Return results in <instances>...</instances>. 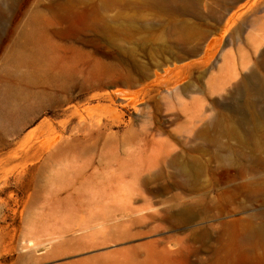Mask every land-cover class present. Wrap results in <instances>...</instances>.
Masks as SVG:
<instances>
[{"label": "rangeland", "instance_id": "obj_1", "mask_svg": "<svg viewBox=\"0 0 264 264\" xmlns=\"http://www.w3.org/2000/svg\"><path fill=\"white\" fill-rule=\"evenodd\" d=\"M254 1L236 4L209 33L196 16H173L142 0H0V84L14 82L29 94L23 119L0 120V264H264V236L240 249L221 225L243 219L237 230H250V220L264 228V189L252 194L251 183L237 192L242 180L219 141L246 153L249 147L215 130L193 139L182 123L194 98L209 108L233 89L221 87L232 58L250 61L234 82L251 70L264 79L257 20L264 12L226 23ZM37 9L67 18L47 27L58 58L71 61L78 49L119 74L87 85L46 63L15 62L22 24ZM184 23L194 28L189 35L179 32ZM186 63L194 65L185 71ZM72 65L88 71L82 62ZM192 83L198 89L183 90ZM176 154L180 163L196 157L198 172L181 174ZM260 173L248 178L264 176V167ZM163 250L168 258L154 259Z\"/></svg>", "mask_w": 264, "mask_h": 264}, {"label": "bare ground", "instance_id": "obj_2", "mask_svg": "<svg viewBox=\"0 0 264 264\" xmlns=\"http://www.w3.org/2000/svg\"><path fill=\"white\" fill-rule=\"evenodd\" d=\"M11 1H16V0H11ZM241 1L242 0H211V3L207 4L205 2V0H142V3L149 5V6H152L154 8H157L161 11L170 13L173 16H180V15H186V14L196 16L200 20L206 22V26L208 27V31H209V33H211L213 30H215L217 28L218 25H221L224 22L226 16L228 14H231L235 5L240 3ZM38 9H40V8H38ZM38 9L32 11L29 14L28 18L26 17L27 20H25V23L22 24V29L20 30L19 39L17 37V39L19 40V45H18V48L16 49V51L13 53L14 54L13 58H14L15 62H18V63H23V62L30 63L31 62L34 65H36V63H46L47 66H49L51 69H57V68L61 69V77L64 76V78L66 77V78H68V80H71L72 78H74V77L77 78L76 76H79V77H82L84 79V82L86 84L88 82H90L91 79H94L98 76L102 77V76L110 75V77H111V75L113 76V75L119 74V72L116 68L102 62L99 59L92 58V56H91L90 61H87V59H89V56L88 55L86 56V54L84 52H82L81 50H78V49H76L74 51V57L71 59V61L61 59V57L58 58L57 54H56V47L50 41V37H49V34L47 32V27L50 25H58V24L64 22L67 18H64V16L57 15V14H54V15L49 17ZM202 10H207L208 12L204 13ZM251 12L255 13V14H258L260 12L261 13L264 12V0H255L253 3H251V5H248L246 11H244L241 14L234 12L232 17L227 19L226 23L227 24L230 23L233 20V18H235L236 16H238V19H242L244 17V15L249 14ZM263 19H264V16L257 18V20L262 21L261 30L263 32H261V33H263V34L260 33V35H258L259 36L258 39H260L258 41H261V43L264 42V21H263ZM257 20H255V21H257ZM208 21H213V22H215V24L207 23ZM14 31H15V29H14ZM192 31H194V28L191 27L189 24L184 23L179 27V32L183 35H189ZM7 39L9 40L11 38L8 37ZM14 40H16V39H14ZM210 45H211V42H210ZM15 46H17V44ZM209 48H211V47L209 46ZM261 58H264V52L262 53ZM211 59H213V58H211ZM199 61H201V60H199ZM73 62H77V63L82 62V63L86 64V68L88 69V71L83 70L82 68H75L72 65ZM208 62H209V60H208ZM249 62H250L249 58L246 57V55H245V57L242 58V61L240 62V64H237L235 62V59L232 58L231 61L228 63L230 65L229 66V68H230L229 70L231 71L230 73H232V74H230L229 76H225V78L222 79L221 87H226V86L230 87L232 85L233 89L230 90V92L226 95L224 100L212 99V102H211L212 106L209 108L206 107L205 100H199L198 98L195 99L193 97L194 98V99L192 98L193 99V107L191 109L186 110V118H185L186 120L182 121V123L185 122L184 124L188 125V128H186L187 129L186 131L189 134V136L192 137L193 139H196L201 134H209L212 132V130H215L216 133H219L220 138H227L229 140H234V141H236L235 143H237L238 147H240V148H248L249 147L250 153L249 152L246 153L244 150L238 151L237 149H235L234 146H232L228 143L225 144V143H222L221 141H219V143L221 144V150L225 149V148L227 149V154L226 155L223 154V156L227 160V162L229 163L228 166L230 167V169L229 168L228 169L230 170V172L233 170L236 171L238 173V175H237L238 178L240 180H242V182L238 183L236 186L237 192L243 191V189L245 187H247L248 185H250L252 183V192H254L252 194H255L257 192H261L264 189V176L260 175V176L255 177V175L260 173L261 169L264 167V79H262L257 74V72H255V70H251V72L249 74L243 75L241 77L240 81L234 82L241 75V72H239V70L243 71V70L247 69ZM258 64L262 66L263 60L259 59ZM192 65H194V64L193 63H186L184 66H182V68H183V70L186 71V70L190 69L192 67ZM201 69L203 71V68H201ZM223 69H225V68H223ZM198 71H200V70H198ZM204 74H205V71H204ZM113 79H114V77H113ZM129 79H131V78H129ZM217 79H218V77H217ZM57 80H59V79H57ZM98 80H99V78H98ZM177 80L178 79H176V81ZM218 80H221V79H218ZM119 81H121V80H119ZM196 81L199 83L201 81V77L197 76ZM93 82H95V80ZM130 83H131V81H130ZM67 84H69V83L67 82ZM98 87H99V85H98ZM191 89L193 91H195L196 89H198V87L195 83L184 85V88H183L184 91L187 90L189 92ZM116 90L117 89H115V91ZM223 90H225V89L223 88ZM118 92H119V90H118ZM175 93H178V91H176ZM178 94H176V95L178 96ZM28 96H29V94L26 92L25 88L23 89L21 86L17 85L14 82L8 81L4 85L0 84V120L1 121H7L8 120L7 122H9V120L10 121L11 120L17 121L21 116H23V114L29 109V104L26 101V98H28ZM108 96L112 97L111 94ZM179 96H180V94H179ZM178 100H179V98H178ZM184 102H186V101H184ZM180 105H182V104H180ZM186 105L187 104H184V106H186ZM186 108H187V106H186ZM215 108L221 109L222 112H224V113L220 112L216 115L207 114L208 110H214ZM181 110H183V109H181ZM177 118L179 119L180 117H177ZM20 119H23V118H20ZM91 121H92V119H91ZM18 123H20V122H18ZM79 124H85V122L82 121V123L80 122ZM182 125H179V126H181L180 128H182ZM200 126H201V128H200ZM95 128H97V127H95ZM184 129H185V127H184ZM132 133H131V135H132ZM133 137H135V136H133ZM186 139H188V138H186ZM165 142H167V141H165ZM214 142L217 143L218 141L217 142L214 141ZM212 143H213V141H212ZM169 147H170V145H169ZM172 147H171V150H170V148H169V150H167L168 148L166 149L169 152L168 155H170L171 153L174 152L175 148L172 149ZM160 149H161V147H160ZM197 150H198L197 147L192 148V151H197ZM215 150H216V148H215ZM159 151H161V150H159ZM218 155H220V154H218ZM191 157H193L192 158L193 162L190 164L183 163V162L180 163L179 162L180 155H178V154H176L173 157V164L178 169V171L181 174H183L184 176L190 177L191 175L198 172L197 163L195 160L196 157H194V156H191ZM153 161H154V159H153ZM251 173H253L255 175L251 178H248L249 174H251ZM198 174H200V173H198ZM235 175H236V173H235ZM235 175L232 176V178L234 177L233 179H235ZM187 191L189 192V190H187ZM249 194H251V193H249ZM194 197L196 198L198 196H196V194H195ZM195 198L192 197V199H195ZM261 201L264 202V198ZM197 204H198V202H197ZM221 205L222 204H220L219 207ZM181 206H182V204H181ZM209 206H208V209H209ZM201 211L202 210H200V212ZM207 212H209V211L207 210ZM219 212H220V209H219ZM219 212H217V214ZM213 214H214V212H213ZM262 215L264 216V212L262 213ZM170 218L172 219V217H170ZM171 219H170V221H171ZM251 219H254V217H251ZM242 222L244 223L243 219H240L237 222L236 221H229V219H228V221L221 223V225L224 229V232H225V236H227V238H228V244H230V245L235 244L240 249L247 246L249 244V242L251 241V239L253 237H255L256 235L264 236V228H263V226L259 225L260 222H258L257 225H254L253 220H250V223L252 225V228L250 230H246L243 227H241L239 230H237L236 225L237 224L241 225ZM220 229H221V227H220ZM201 234H202V232H201ZM181 240H185V239L182 238V239H179L176 241L180 242ZM192 241H194V240H192ZM178 244L179 243H177V242L175 243L176 246ZM183 245H185V244H182V246ZM190 245L192 246L193 244H190ZM150 246H151V244H150ZM166 247L164 246V248H166ZM234 248H235V246H234ZM167 250H163L162 252L156 253L154 259H156V257L163 259V260L167 259L168 258V252H166ZM198 253H200V252H198ZM150 255H152V254H150ZM146 264H149V263H146Z\"/></svg>", "mask_w": 264, "mask_h": 264}]
</instances>
